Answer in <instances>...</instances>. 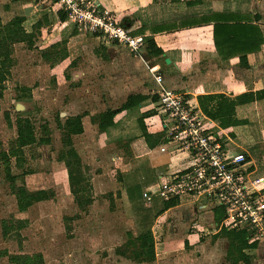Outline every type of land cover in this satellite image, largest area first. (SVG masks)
<instances>
[{
	"label": "crops",
	"instance_id": "0c3cea01",
	"mask_svg": "<svg viewBox=\"0 0 264 264\" xmlns=\"http://www.w3.org/2000/svg\"><path fill=\"white\" fill-rule=\"evenodd\" d=\"M96 1L122 19L133 35L152 37L163 54L150 57L143 47L140 57L123 47L105 43L66 21H59V6L40 0L21 1L22 10L32 7L30 14L25 15L23 27L26 33L34 35L33 45L29 47L25 42H18L13 46L20 47L23 54L29 51L39 53L52 77L48 82L56 79L58 85L62 84L64 90L66 88V93H62V97L59 95L58 100L64 108L61 112L63 120L68 116L84 114V132L74 137L88 134L89 129L95 130L98 133L96 136L102 140L106 134L92 123L91 116L120 108L128 96L134 94L147 98L137 107L120 112L115 120L125 126L128 124L124 130L127 128L129 136H138L140 131L136 120L140 115L149 113L144 117L147 131L164 135L160 117L154 109L156 100L152 96L158 87L148 66L163 76L167 86L186 92L196 102L199 95L235 97L264 89V44L259 51L247 54L248 66L244 67L238 55L226 58L218 53L213 38L214 24L202 20V17L212 13L259 14L261 18L255 23L264 36V6L258 0H201V5L194 7L187 6L184 0H158L156 3L153 0ZM8 2L0 0V5ZM227 4L234 5V8H224ZM191 20L196 23L184 24ZM38 21L41 25L35 27ZM61 41H65L67 56L63 59L45 58V54L57 55L64 48H51ZM12 53L11 75L17 65ZM19 62L27 64L23 58ZM236 117L247 122L230 128L234 135H230V146L248 155L252 175L264 177V99L237 106ZM162 144L149 153L129 159L122 149L117 148L121 159L128 160L127 167L120 169L117 183L118 194L125 207L131 205L134 209L132 219L135 230L132 233L138 235L151 230L155 241V260L138 264H231L226 260L227 240L221 237L213 239L221 230L218 229L219 222L214 220V208L217 206L200 200L178 199L175 206L163 209L166 200L158 196L159 176L166 177L183 168L186 159H183L185 153L172 152V145L161 151ZM145 193L154 194L150 201L145 199ZM157 197L158 205H154ZM208 233L212 234L211 239ZM247 253L253 256L252 264H264V238L258 240L256 248L248 249Z\"/></svg>",
	"mask_w": 264,
	"mask_h": 264
},
{
	"label": "rangeland",
	"instance_id": "374dc122",
	"mask_svg": "<svg viewBox=\"0 0 264 264\" xmlns=\"http://www.w3.org/2000/svg\"><path fill=\"white\" fill-rule=\"evenodd\" d=\"M258 2L264 6V0ZM6 4L10 7L5 8ZM6 4L0 5L4 21L14 13L22 12L21 3ZM12 52L17 65L0 94V154L12 146L15 137L14 130L6 124L5 114L8 113L12 119L16 115L29 117L37 136L49 137L50 142L25 148L20 166H16L12 159V170L16 174L29 171L17 181L28 191L52 189L54 195L18 213L16 199L0 161V264H12L1 254L2 251L24 255L40 253L44 258L43 264H138L116 253V249L128 240L129 233L137 236L132 233L135 230L134 209L131 205L126 208L118 194V174L128 163L118 153V138L114 140L106 134L101 140L95 130L89 129L88 134L73 138L84 183L90 184V190L84 196H89L91 202L84 208L79 207L71 191L66 163L60 159L64 148L58 121L64 118L61 114L64 108L58 100L67 90L61 87L62 84L58 85L56 79L48 82L52 77L39 53L29 51L23 54L20 47H12ZM21 58L27 62L26 65L19 62ZM27 91L30 97L18 99ZM158 201L159 198H155L154 205H158ZM18 219L27 220L19 236L12 233L4 237L2 221L15 223ZM207 236L211 239L212 234Z\"/></svg>",
	"mask_w": 264,
	"mask_h": 264
},
{
	"label": "trees",
	"instance_id": "16d2710c",
	"mask_svg": "<svg viewBox=\"0 0 264 264\" xmlns=\"http://www.w3.org/2000/svg\"><path fill=\"white\" fill-rule=\"evenodd\" d=\"M10 3H21L22 0H9ZM39 2V0H34ZM178 2L180 0H171ZM187 6L201 5V0H184ZM154 3L158 0H153ZM5 8L10 6L6 4ZM234 8V5L227 4L224 8ZM1 11V10H0ZM21 13L16 12L6 21L2 18L0 12V94L4 89L5 81L11 76V67L13 59L11 57L13 44L18 42H25L27 46L33 45V34L26 33L23 23L26 17L21 8ZM58 20L64 22L66 20V12L57 10ZM47 17V16H44ZM260 15H243L236 12L231 13H212L210 16L202 17L203 21L213 22V38L216 50L223 57L238 55L240 64L244 67L248 66L247 54L257 52L264 44V36L258 24ZM196 23L195 20L184 22V24ZM41 22L38 21L35 27H39ZM146 54L150 57H158L163 54V50L156 46L152 37H145ZM57 55H44L45 58H65L67 50L65 48V41L58 42L51 46V48L61 47ZM153 100H157L154 94ZM21 98L30 97L29 91L20 95ZM147 97L141 94H134L128 96L126 102L118 109H108L91 116L93 124L97 125L98 130L115 138L117 140V147L122 149L127 156H140L149 153L153 148L164 142V135L162 133L152 134L147 131L144 123V117L149 113L140 115L136 120V125L140 131L138 136H129L127 128L128 125H123V122L116 121V116L124 111L131 110L137 107ZM264 99V89L256 92H245L235 97H229L225 94H208L199 95L197 97L201 110L216 123L224 129L229 135L234 136L231 127L235 125L244 124L247 121L238 119L236 117V107L252 103ZM84 114H77L68 116L64 120L58 121V128L60 130L61 142L63 148L60 153V159L64 160L68 169V179L70 181L71 191L79 207L84 208L91 202V198L85 197L86 191L90 190V184L84 183L83 173L81 168V161L79 153L74 147L73 138L84 132L82 122ZM5 121L9 128L15 132L12 146L0 154V161L3 164L5 178L9 182L11 192L16 199V208L18 213L27 211L31 206L38 202L48 200L53 197L52 189H39L36 191H28L24 185H18L17 181L29 173L24 171L21 174L13 173L12 159L16 166H20L24 160V149L36 144H48L49 137H38L33 121L26 116L16 115L14 119L8 113L5 114ZM122 125V128L120 127ZM45 128V127H44ZM46 129V128H45ZM47 133V132H45ZM125 136H119L120 134ZM83 198V199H81ZM178 203V198L164 201L163 209L166 210ZM225 214L224 208L218 206L214 208V220L219 222ZM27 224V220L18 219L15 223L3 220L1 224L2 235L4 237L15 233L19 236V232ZM128 240L124 245L116 249V253L120 256L126 257L136 263L153 262L155 260V241L151 230L140 233L137 236L128 234ZM225 238L228 243V250L226 253V260L231 264H252L253 256L247 253L248 249L256 248L258 240L250 241V236L244 230L225 229L222 228L215 238ZM1 254L8 258L12 264H43L44 258L42 254L24 255V254H10L7 251H2Z\"/></svg>",
	"mask_w": 264,
	"mask_h": 264
},
{
	"label": "built area",
	"instance_id": "2783aa9c",
	"mask_svg": "<svg viewBox=\"0 0 264 264\" xmlns=\"http://www.w3.org/2000/svg\"><path fill=\"white\" fill-rule=\"evenodd\" d=\"M40 1L58 5L72 26L141 57L144 38L133 35L122 19L96 0ZM148 71L158 87L153 94L164 133L160 150L172 145V152L185 153L186 159L183 168L159 176L158 196L222 206L225 214L218 229L244 230L250 241L264 238V177L252 175L248 155L231 148V136L201 110L198 102L186 92L167 86L153 67L148 66ZM152 195L144 194L147 201Z\"/></svg>",
	"mask_w": 264,
	"mask_h": 264
},
{
	"label": "water",
	"instance_id": "95a60500",
	"mask_svg": "<svg viewBox=\"0 0 264 264\" xmlns=\"http://www.w3.org/2000/svg\"><path fill=\"white\" fill-rule=\"evenodd\" d=\"M32 7H27V8H24L23 12H24V15H29L30 14V10H31ZM166 62L168 63L169 60L166 59Z\"/></svg>",
	"mask_w": 264,
	"mask_h": 264
}]
</instances>
